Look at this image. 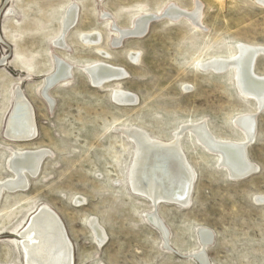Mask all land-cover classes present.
<instances>
[{"label":"rangeland","instance_id":"obj_1","mask_svg":"<svg viewBox=\"0 0 264 264\" xmlns=\"http://www.w3.org/2000/svg\"><path fill=\"white\" fill-rule=\"evenodd\" d=\"M195 1L201 4L198 26L186 17H161L149 22L143 36L111 45L113 24L126 28L142 12L156 13L170 3L193 10ZM72 5L76 22L63 34L64 46L54 45ZM83 31L98 33L100 43L83 44ZM0 39V181L13 175L10 148L48 151L36 176L27 175L26 189L1 192L0 264H25L19 233L43 204L62 220L73 264H200L194 255L202 249L200 228L212 232L203 247L208 264H264V107L258 110L255 97L240 92L234 69L202 66L231 56L242 43L264 47V3L0 0ZM55 56L70 66V75L48 89L50 106L40 87ZM95 61L123 68L126 75L96 85L85 70ZM253 70L264 75V53L255 58ZM17 86L34 112L37 135L28 141L4 135ZM116 88L137 100L116 101ZM246 114H254L250 140L237 122ZM197 123L216 138L244 141L254 170L232 178L218 152L191 130ZM136 128L158 140L178 141L194 175L187 205L162 201L154 207L132 190L135 143L125 130ZM151 210L167 230V243L147 218ZM91 218L105 230L101 245Z\"/></svg>","mask_w":264,"mask_h":264},{"label":"bare ground","instance_id":"obj_2","mask_svg":"<svg viewBox=\"0 0 264 264\" xmlns=\"http://www.w3.org/2000/svg\"><path fill=\"white\" fill-rule=\"evenodd\" d=\"M255 1L261 4L264 3V0ZM64 13L60 26L61 35L53 41L52 44L54 45L64 46L62 36L75 24L77 19V9L73 5L69 6ZM162 13L166 14V18L171 20L186 17L190 21L196 22L195 26H198L197 22L201 19V4L195 1L194 9L186 10L170 3L163 10L156 13L142 12L126 28H119L113 24L116 36L111 39V45L117 47L121 45L124 38L143 36L147 31L151 16ZM104 17L108 18L107 14H104ZM79 38L83 44L88 45H98L101 39L96 32L84 31L79 33ZM258 50L264 51V47L242 43L239 44L237 51L231 56L211 58L204 62L202 66L207 65L205 67H210L217 72L228 68L234 69L237 82L241 87V89L239 88L240 91L254 96L257 105L260 106L264 103V75H258L253 72L254 70L251 73L250 69V64L255 59ZM129 57L133 61L138 60V54L135 52H129ZM85 70L89 73L91 82L96 85L108 82L111 78L121 79L126 75L123 68L104 61L87 64ZM69 75L70 66L61 58L55 56L53 69L45 77L40 87V93L50 106H52L53 100L48 95V89L52 85L66 81ZM113 98L120 103H134L137 100L134 94L119 88L113 91ZM13 101L5 123L4 135L12 141H28L35 138L37 128L32 105L26 100L19 86L14 88ZM253 118L254 114H246L237 120L244 131L245 139L251 138L254 134ZM190 128L203 144L218 152L220 155L219 161L225 164L232 178H242L254 170L255 166L245 156L244 141L216 138L203 123H197ZM125 131L128 132L135 143L134 159L129 177L132 190L146 196L154 207L162 201L187 205L190 201L189 195L194 175L178 141L173 138L170 141L158 140L139 128ZM10 149L12 153L8 160V166L13 175L0 181V195L2 190L15 192L26 189L28 186L27 175L36 176L43 158L48 153V151L41 148L30 150ZM260 200H263V198ZM80 201L79 198L75 200L76 203ZM147 218L152 225L161 230L163 241L167 243V230L155 211L151 210L147 214ZM88 222L96 243L98 245L103 244L106 241L104 228L100 224L98 225L94 218H91ZM211 233L207 228L199 229L202 249L194 255L200 264H208L203 247L212 240ZM19 238L25 264H73V247L66 228L58 214L47 205H41L32 214L26 225L20 230Z\"/></svg>","mask_w":264,"mask_h":264},{"label":"water","instance_id":"obj_3","mask_svg":"<svg viewBox=\"0 0 264 264\" xmlns=\"http://www.w3.org/2000/svg\"><path fill=\"white\" fill-rule=\"evenodd\" d=\"M167 15L166 14H164V13H162V14H160V15H153V16H151V18H150V20H155V19H158V18H161V17H166ZM259 53H264V51H262V50H258L257 52H256V55H255V58L258 56V54ZM255 60V59H254ZM254 60H252V62H251V64H250V69H251V73H252V71H253V65H254ZM87 74H89V73H87ZM252 75V74H251ZM105 80V79H104ZM236 84H237V87H238V89L240 88L241 89V87H240V85L236 82ZM53 86V85H52ZM239 89V90H240ZM241 92V91H240ZM264 107V103L262 104V105H260V106H258V110H261L262 108ZM237 124V123H236ZM198 234H199V232H198ZM211 241V240H210ZM210 241H209V243H210ZM209 243H206V244H209Z\"/></svg>","mask_w":264,"mask_h":264}]
</instances>
